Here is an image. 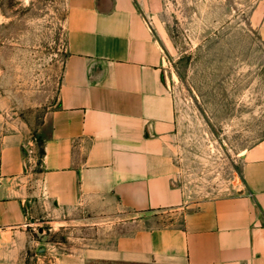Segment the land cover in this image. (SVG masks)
<instances>
[{"label":"crops","instance_id":"crops-1","mask_svg":"<svg viewBox=\"0 0 264 264\" xmlns=\"http://www.w3.org/2000/svg\"><path fill=\"white\" fill-rule=\"evenodd\" d=\"M65 6L67 57L40 169L25 135L0 151V264L14 263L39 223L67 215L104 237L57 264H264V140L244 155L235 192L194 199L178 184L176 102L148 0ZM167 210L182 224H158Z\"/></svg>","mask_w":264,"mask_h":264},{"label":"rangeland","instance_id":"rangeland-1","mask_svg":"<svg viewBox=\"0 0 264 264\" xmlns=\"http://www.w3.org/2000/svg\"><path fill=\"white\" fill-rule=\"evenodd\" d=\"M148 5L176 102L170 145L178 184L196 200L231 194L240 183L244 155L264 140V40L258 33L264 0ZM65 16V0H0V151L6 137L25 135L36 171L41 129L57 105L67 57ZM160 216L158 224H182L183 213L167 210ZM65 220L53 227L39 223L13 264H57L74 248L87 247L90 238L104 237L89 232L88 219Z\"/></svg>","mask_w":264,"mask_h":264}]
</instances>
